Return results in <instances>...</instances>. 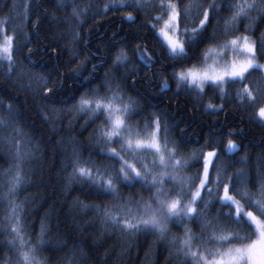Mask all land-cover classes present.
<instances>
[{
    "label": "trees",
    "instance_id": "obj_1",
    "mask_svg": "<svg viewBox=\"0 0 264 264\" xmlns=\"http://www.w3.org/2000/svg\"><path fill=\"white\" fill-rule=\"evenodd\" d=\"M108 2L0 0V19H6L3 25L14 36V70L9 72L7 62H0V118L8 120L6 105L9 104L13 106V113H19L7 127H0V196L7 191L4 170L12 169L14 173L17 161L13 157L16 143H20L21 152L31 153L21 164L24 184L14 195L17 203L27 201L26 238L30 237L36 244L42 220L50 229L44 236V246L37 245L38 259L45 264H182L183 257L171 255L176 246L169 243L172 236L183 237L182 226L169 223L168 239L158 242L155 235H130L105 225L95 209L80 206L82 202L111 207L123 204L128 197L148 199L151 193L140 184L121 186L119 201L111 196L91 195L87 185L81 187L78 181L67 186L73 172V148L78 149L82 163L90 157L100 163L106 159L97 154L95 147L103 117L90 121L89 115L80 110L79 101L82 96L90 98L97 89L101 94L111 95L105 93V77L110 74L108 79L111 80L114 76L121 85L125 102L130 97L134 102L133 110L138 113L131 115L129 122L143 130L154 116H160L162 126L168 128V146L173 147L174 142L181 156L189 159L191 166L187 171L191 176L202 169V163L195 162L203 160L201 152L215 150L219 158L214 159L226 169L224 175L242 171L245 175L241 179L249 191L257 194L254 198H258L260 184L264 182L260 179L264 175V124L256 115L258 107L264 105L262 71L250 70L244 81L254 92L257 87L262 89L255 105L238 100L236 92L243 87L239 81L225 85L227 96L221 99L218 90L212 87L206 86L203 94L183 85L178 89L173 73L182 67L203 63L201 54L209 45L223 43L236 35H248L258 41L264 33V19L253 11L251 15L257 20L251 28L246 31L249 21L241 20L236 31L225 36V20L231 16L226 5L235 0H216L225 7L212 21L208 35L216 30L219 39L204 41L199 50L192 49L182 63L169 57L162 37L151 27L157 23L153 17L161 12L156 6L158 0H150L144 11L122 7L103 14L104 4ZM188 2L181 0V5ZM201 2L207 4L211 0ZM26 4L29 5L27 20L24 18ZM73 7L78 10L88 7V14L80 17L86 23L74 29L82 37L78 41H73L70 35L73 29L66 22L77 23L72 16ZM128 12L132 13L134 21L122 18ZM2 36L0 34V40ZM137 45L141 48L137 49ZM144 48L154 61L148 67L137 54ZM122 49L127 53L128 63L121 64L117 70L114 60ZM256 58L264 64L259 47ZM76 69L81 75L75 74ZM165 81L166 89L162 87ZM48 88H53L54 94L47 95ZM209 103L223 105V110H206ZM229 139L236 143V148L228 149ZM131 207L136 208V205ZM219 209L220 205L216 204L205 211L211 218ZM6 216L5 199L0 201V228L6 223ZM185 223L193 233L201 234L199 224ZM221 223H226V218L222 217ZM10 238L8 232H0V243L5 244L0 248V264H19L16 251L7 247L6 241ZM6 256L11 260L6 261Z\"/></svg>",
    "mask_w": 264,
    "mask_h": 264
},
{
    "label": "snow or ice",
    "instance_id": "obj_2",
    "mask_svg": "<svg viewBox=\"0 0 264 264\" xmlns=\"http://www.w3.org/2000/svg\"><path fill=\"white\" fill-rule=\"evenodd\" d=\"M149 2L150 0H109L104 4L102 12L106 14L112 9L119 10L122 7H134L138 11H144ZM156 6L161 12L153 17L157 23L151 24V27L163 37L170 58L184 63V58L189 56L192 49L199 50V45L206 40L219 39L216 30L208 35L212 21L225 7L217 4L216 0L207 4L201 0H189L183 5L181 0H158ZM226 7L231 10V16L225 20V36L236 31V25L241 20L249 21L246 31L251 28L257 20V17L251 15L253 11L258 12L260 18L264 19V0H235ZM28 11L29 5L26 4L25 20L28 19ZM87 14L88 7L80 10L73 7L72 16L76 18L77 23L71 25L70 21H66L73 29L70 31L73 41L82 38L79 31L74 29L86 23V20H81L80 17ZM122 18L130 21L135 19L131 12ZM160 21L163 22L162 26L157 28ZM6 22V19H0V25ZM189 24L193 26L189 27ZM0 34H3V39L0 40V62L6 61L8 71L11 72L14 70V36L7 35L3 28H0ZM258 47L260 54L264 55V33L258 41L252 40L248 35H236L225 39L223 43L209 45L201 54L203 63L182 67L173 73L177 88L183 85L203 94L206 86L212 87L218 90L220 98L223 99L227 96L225 85L239 81L243 87L236 92V97L241 103L247 101L255 105L257 95L262 89L257 87L254 92L244 81L247 80L250 70H261L264 75V64H259L256 60ZM136 48L140 49L141 46L137 45ZM229 49L245 58L233 57L220 65L215 57L227 56ZM137 54L146 67L154 63L147 48ZM209 59L213 60L211 64L207 63ZM126 63L127 53L122 49L116 55L114 66L119 70V66ZM75 74L81 75L80 70L76 69ZM109 75L106 74L105 77V93L111 95L101 94L97 89L90 98L82 96L79 101L80 110L89 115L90 121L103 117V122L97 129L95 147L97 154L106 159L100 163L90 157L82 163L78 149L73 148V172L67 186L73 181H78L81 187L87 185L91 195L111 196L119 201L122 199L121 186L135 187L140 184L151 195L148 199L141 196L139 200L128 197L123 204L111 207L82 202L80 206L84 209H95L105 225H111L130 235H155L158 242L168 239V233L171 231L169 222L182 226L183 237L172 236L169 241L176 246L171 255L183 257L182 264H264V182L260 184L258 198H254L257 194L248 190L245 181L241 179L245 175L242 171L232 176L224 175L226 169L217 164L219 153L215 150L201 152L203 160L195 162L202 163V169L198 170L195 176H182L181 172L191 166L190 161L181 156L174 142L173 147L168 146V128L162 126L161 117L154 116L145 124L143 130L138 125L131 124V115L138 114L133 110L134 102L130 97L128 102H125L120 83L116 82L114 76L109 80ZM162 87L168 88L166 81ZM54 91L53 88H48L46 94L52 95ZM6 107L9 109L8 120L0 118V127H7L8 122L19 115L18 112L11 111V104ZM217 108L223 110V105H206V110ZM256 115L264 124V105L258 107ZM16 131L20 134L19 129ZM22 147L23 145L16 143L13 158L17 163L14 173L12 169H6L3 173L7 191L0 196V201L7 200V216L0 232L10 234L11 238L6 244L9 250L16 251L19 264H45L44 260L37 258L36 252L37 245L44 246V236L50 229L42 220L37 242L33 244L31 238H26L25 235L27 201L17 203L14 199L15 193L24 184L21 164L31 155L30 152H21ZM227 147L231 150L237 145L229 139ZM147 154H151L150 160ZM260 179L264 181V175ZM132 204L136 205L135 209L131 207ZM216 204L220 205V209L210 218L205 210ZM222 217L226 218V223H221ZM185 221L199 224L201 234L193 233ZM3 247L5 244L0 243V248ZM5 260L10 261L11 257L6 256Z\"/></svg>",
    "mask_w": 264,
    "mask_h": 264
},
{
    "label": "rangeland",
    "instance_id": "obj_3",
    "mask_svg": "<svg viewBox=\"0 0 264 264\" xmlns=\"http://www.w3.org/2000/svg\"><path fill=\"white\" fill-rule=\"evenodd\" d=\"M162 21H161V23H160V26H162ZM159 26V27H160ZM8 35V34H7ZM162 37V36H161ZM251 38V37H250ZM2 39H3V36H2ZM162 39H163V37H162ZM252 39V38H251ZM253 40V39H252ZM233 57H236V58H238V59H244L245 57H243V56H241V55H239V53H233L230 49L228 50V55L227 56H225V57H223V58H221V57H219V56H216L215 57V59L216 60H218L219 61V64L220 65H222L223 63H225L226 61H228V60H230L231 58H233ZM256 60H257V63H259V64H261V62L256 58ZM213 62V60L212 59H209V60H207V63L208 64H211ZM145 138H147L146 136H145ZM112 146H116V145H112ZM147 156H148V159L150 160L152 157H151V154H147ZM138 167H139V165H137ZM181 175L182 176H184V177H190L191 175L188 173V171H187V168H185L182 172H181ZM169 186H171V185H169ZM135 209V208H134ZM169 223H171V222H169Z\"/></svg>",
    "mask_w": 264,
    "mask_h": 264
},
{
    "label": "bare ground",
    "instance_id": "obj_4",
    "mask_svg": "<svg viewBox=\"0 0 264 264\" xmlns=\"http://www.w3.org/2000/svg\"><path fill=\"white\" fill-rule=\"evenodd\" d=\"M13 26H14V25H13ZM2 28L5 30L6 34L11 35V34L9 33V30H7L6 27H5L4 25H2Z\"/></svg>",
    "mask_w": 264,
    "mask_h": 264
}]
</instances>
